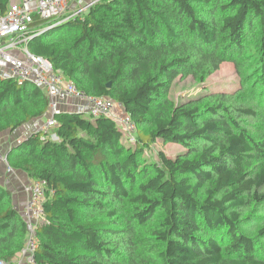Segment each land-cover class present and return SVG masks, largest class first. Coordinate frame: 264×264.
<instances>
[{
  "label": "trees",
  "instance_id": "16d2710c",
  "mask_svg": "<svg viewBox=\"0 0 264 264\" xmlns=\"http://www.w3.org/2000/svg\"><path fill=\"white\" fill-rule=\"evenodd\" d=\"M59 19L33 15L42 32L30 52L116 101L136 132L130 143L108 117L62 111L57 141L33 131L7 149L8 167L46 182L33 260L264 264V0H96L50 26ZM202 61L209 71L232 62L239 87L173 100L176 78L203 81ZM47 106L38 85L0 76V134ZM157 141L184 151L145 157ZM27 238L0 184V260L16 263Z\"/></svg>",
  "mask_w": 264,
  "mask_h": 264
},
{
  "label": "built area",
  "instance_id": "2783aa9c",
  "mask_svg": "<svg viewBox=\"0 0 264 264\" xmlns=\"http://www.w3.org/2000/svg\"><path fill=\"white\" fill-rule=\"evenodd\" d=\"M94 1L96 0H21L19 3H11L6 12L0 14V70L8 72L7 76L18 82L31 81L41 87L47 95L48 109L44 121L38 125L36 132L57 141L56 134L51 132V129L57 126L55 116L62 112L61 103L72 99L79 102V108L89 115L110 118L119 126L123 137L132 143L135 141L136 123L122 106L108 97H94L78 90L47 58L31 53L28 48V40L42 32L32 27L33 15L43 19L60 17L61 19L50 25L55 26L64 19L82 14ZM0 160L7 164L5 153L1 150ZM45 185L44 180L34 179L23 185L27 199L22 211L28 228V238L19 253L21 259L18 264L22 263L21 260L24 258L29 264H37L33 260L38 245L35 225L39 221H45L42 208ZM0 264L5 262L0 260Z\"/></svg>",
  "mask_w": 264,
  "mask_h": 264
},
{
  "label": "rangeland",
  "instance_id": "374dc122",
  "mask_svg": "<svg viewBox=\"0 0 264 264\" xmlns=\"http://www.w3.org/2000/svg\"><path fill=\"white\" fill-rule=\"evenodd\" d=\"M215 65L212 66L211 71H209L210 66L207 69L205 61L201 62L199 65V76L203 81H199L198 83L194 82L191 76L176 78L171 84L169 96L177 101L181 100V98L195 95L201 90L204 92L215 90L232 92L237 89L239 87V76L234 68V64L232 62H223L219 65ZM0 74L8 77V72L0 70ZM262 107H264V104H262ZM159 150L165 155L167 154L168 156L175 157V155L184 151V147L176 143L164 144L161 141H157L152 144L149 150L145 151L144 156L155 159L156 152ZM246 230L251 231L252 229L249 228L248 230L247 227Z\"/></svg>",
  "mask_w": 264,
  "mask_h": 264
},
{
  "label": "crops",
  "instance_id": "0c3cea01",
  "mask_svg": "<svg viewBox=\"0 0 264 264\" xmlns=\"http://www.w3.org/2000/svg\"><path fill=\"white\" fill-rule=\"evenodd\" d=\"M21 0H11V3H19ZM35 1V0H31ZM79 102L69 99L61 103L60 108L62 111L75 112L80 111ZM44 117L30 121L25 125L13 130V132H6L0 134V150L4 153L10 147L14 146L16 142L25 138L30 134V132L37 131L38 125L42 124ZM31 181L29 177L26 176L24 172L18 169H11L8 167L6 162L0 160V184L9 190L12 195V205L20 214H23L22 208L27 199L26 194L23 191V185ZM21 257L17 256L16 264L19 263ZM21 264H29L26 261V258L21 260Z\"/></svg>",
  "mask_w": 264,
  "mask_h": 264
},
{
  "label": "water",
  "instance_id": "95a60500",
  "mask_svg": "<svg viewBox=\"0 0 264 264\" xmlns=\"http://www.w3.org/2000/svg\"><path fill=\"white\" fill-rule=\"evenodd\" d=\"M107 86H109V84H107Z\"/></svg>",
  "mask_w": 264,
  "mask_h": 264
}]
</instances>
